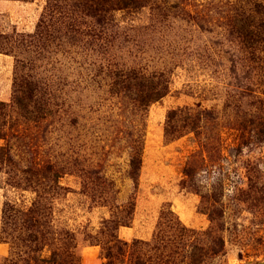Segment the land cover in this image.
<instances>
[{
  "label": "rangeland",
  "instance_id": "1",
  "mask_svg": "<svg viewBox=\"0 0 264 264\" xmlns=\"http://www.w3.org/2000/svg\"><path fill=\"white\" fill-rule=\"evenodd\" d=\"M236 1L151 0L141 11L117 14L112 33L117 39L108 52L83 40L70 52L47 54L42 64L57 88V113L27 129L33 137L29 146L10 137L11 147L62 153L80 169L95 166L114 183L109 198L115 195L123 204L134 197L133 222L119 229L124 240L151 239L167 206L197 230L210 227V215L223 211L225 264H264V60L244 62L230 35L227 20ZM43 3L0 0L1 28L35 31ZM102 51L123 57L129 67L172 72L171 92L143 117L137 187L129 171L132 126L139 115L132 100L111 92L109 80L99 74ZM15 64L13 55L0 53V102H12ZM184 107L212 113L196 120L195 129L182 122L178 137L167 139L169 111ZM187 169L197 177L187 175ZM3 175L0 232L4 201L15 195ZM63 184L73 192L58 202L57 215L77 233L82 264H104L100 245L86 234L99 229L109 209L94 207L74 176ZM8 252L0 240V264Z\"/></svg>",
  "mask_w": 264,
  "mask_h": 264
},
{
  "label": "trees",
  "instance_id": "2",
  "mask_svg": "<svg viewBox=\"0 0 264 264\" xmlns=\"http://www.w3.org/2000/svg\"><path fill=\"white\" fill-rule=\"evenodd\" d=\"M43 1L35 31L22 33L16 28L8 31L0 25V53L13 55L16 60L12 102H0V175L4 174L3 184L15 193L6 198L2 208L0 240L8 245L9 252L1 264H82L77 233L57 215L58 202L73 192L63 184L67 176L77 178L80 193L94 207L109 209L110 216L103 219L99 229L86 234L87 240L100 245L104 264H225L228 251L223 211L215 217L210 215V227L197 230L186 226L167 206L160 213L151 239L127 241L120 237L119 229L133 222L135 198L123 204L118 203L115 195L109 198L107 193H113L114 183L104 179L97 167L80 169L62 153L43 155L37 149L11 147L10 137L29 146L33 137L27 129L57 113V88L44 75L42 64L47 54L70 52L83 40L85 45L96 46L99 52H108L117 39V34H112L117 14L138 12L151 4V0ZM233 9L227 25L243 52L244 62H262L264 0H237ZM106 52L102 51L105 55L99 74L109 80L111 92L132 100L139 115V121L132 126L135 137L130 146L129 171L137 187L144 153L143 117L154 103L171 92L172 72H149L137 64L129 67L122 62L123 57ZM211 113L206 109L196 112L192 107L169 111L167 139L178 137L182 122L188 121L195 129V121ZM185 172L197 177L193 169Z\"/></svg>",
  "mask_w": 264,
  "mask_h": 264
},
{
  "label": "water",
  "instance_id": "3",
  "mask_svg": "<svg viewBox=\"0 0 264 264\" xmlns=\"http://www.w3.org/2000/svg\"><path fill=\"white\" fill-rule=\"evenodd\" d=\"M258 264H261V263H258Z\"/></svg>",
  "mask_w": 264,
  "mask_h": 264
}]
</instances>
